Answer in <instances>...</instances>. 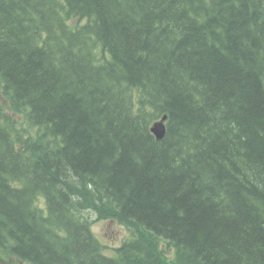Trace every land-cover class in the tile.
I'll list each match as a JSON object with an SVG mask.
<instances>
[{"label":"trees","instance_id":"obj_1","mask_svg":"<svg viewBox=\"0 0 264 264\" xmlns=\"http://www.w3.org/2000/svg\"><path fill=\"white\" fill-rule=\"evenodd\" d=\"M0 250L264 264V0H0Z\"/></svg>","mask_w":264,"mask_h":264},{"label":"rangeland","instance_id":"obj_2","mask_svg":"<svg viewBox=\"0 0 264 264\" xmlns=\"http://www.w3.org/2000/svg\"><path fill=\"white\" fill-rule=\"evenodd\" d=\"M94 235L105 245L106 253L110 254L111 247H118L127 238L126 229L112 222H97L95 219L91 227ZM0 264H26L10 258L5 251L0 250Z\"/></svg>","mask_w":264,"mask_h":264},{"label":"water","instance_id":"obj_3","mask_svg":"<svg viewBox=\"0 0 264 264\" xmlns=\"http://www.w3.org/2000/svg\"><path fill=\"white\" fill-rule=\"evenodd\" d=\"M165 120L166 117H163L161 120L155 122L150 128V131L155 135L157 140H161L165 135Z\"/></svg>","mask_w":264,"mask_h":264}]
</instances>
